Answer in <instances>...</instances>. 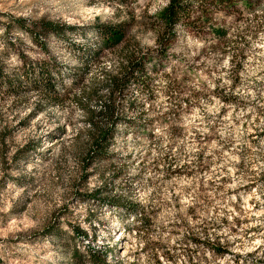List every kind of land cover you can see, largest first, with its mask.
<instances>
[{
	"label": "rangeland",
	"instance_id": "rangeland-1",
	"mask_svg": "<svg viewBox=\"0 0 264 264\" xmlns=\"http://www.w3.org/2000/svg\"><path fill=\"white\" fill-rule=\"evenodd\" d=\"M223 1L0 0L1 78L56 90L0 85V264H264V0Z\"/></svg>",
	"mask_w": 264,
	"mask_h": 264
},
{
	"label": "trees",
	"instance_id": "trees-1",
	"mask_svg": "<svg viewBox=\"0 0 264 264\" xmlns=\"http://www.w3.org/2000/svg\"><path fill=\"white\" fill-rule=\"evenodd\" d=\"M223 1V0H222ZM232 0H226L223 2H229ZM191 0H168V4L163 10L162 14V22L160 25V30L157 31V34L164 30L165 32H172L173 28L182 20V18L188 14V6L190 5ZM232 3H229L230 6ZM59 27L52 26L51 24H47L45 26L46 32H56ZM116 32V31H114ZM110 33V35L116 33ZM106 32H101V38L105 41L107 37ZM37 69V76L33 77L34 72L30 68L23 69L19 71V76L21 77L19 82H26L23 85L17 83L16 80L1 78L0 76V85L2 88L8 90L10 94L11 91L19 92L22 89H35L37 91H42L46 94L55 93V86L51 83L52 78L55 76L47 65H39ZM1 74V71H0ZM106 83L108 84V95H107V104L104 106L102 114L105 118L107 125L103 126L101 129L99 128L100 135L102 136L98 141H96V149L95 155L103 157L105 154V149L109 145V143L113 139V131L118 122L123 123L126 119L118 116L119 112L115 111V100L117 98L124 97V90L129 83H136L143 87V82L146 76V70L143 61H131V56L125 60V64H123L119 71L116 73H107L106 75ZM33 77V78H32ZM3 79V82H2ZM5 81V82H4ZM93 93H89L88 96H92ZM93 155V154H92ZM95 160V159H93ZM228 252V251H227ZM224 253V252H222Z\"/></svg>",
	"mask_w": 264,
	"mask_h": 264
}]
</instances>
